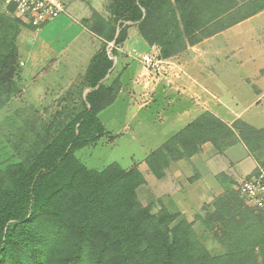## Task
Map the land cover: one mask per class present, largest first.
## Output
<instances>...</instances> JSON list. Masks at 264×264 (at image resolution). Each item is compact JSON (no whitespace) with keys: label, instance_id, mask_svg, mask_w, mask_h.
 <instances>
[{"label":"trees","instance_id":"obj_1","mask_svg":"<svg viewBox=\"0 0 264 264\" xmlns=\"http://www.w3.org/2000/svg\"><path fill=\"white\" fill-rule=\"evenodd\" d=\"M262 9L264 0H113L109 13L137 22L142 39L167 59ZM4 10L13 16L11 7ZM10 27L0 26V108L16 93L17 32L8 37ZM99 28L104 39L113 37L109 22ZM124 37L121 29L115 42ZM111 67L102 47L83 74L90 90L80 107L37 128L27 122L13 145L21 149L20 158L0 161V264H264V213L245 203L234 180L213 197L210 210L196 216L214 242L212 250L171 200H158L157 210L154 203L140 202L137 189L146 179L137 165L111 162L91 169L76 157L106 133L98 113L120 87L117 79L102 83ZM207 142L218 152L242 142L257 164L251 173L264 167V127L241 119L229 125L208 110L151 150L144 162L162 179L170 163L188 161Z\"/></svg>","mask_w":264,"mask_h":264},{"label":"crops","instance_id":"obj_2","mask_svg":"<svg viewBox=\"0 0 264 264\" xmlns=\"http://www.w3.org/2000/svg\"><path fill=\"white\" fill-rule=\"evenodd\" d=\"M63 1L65 13L38 28L25 25L15 37L19 64L15 76L16 93L12 99L20 100V112L29 111L30 118H41L40 111L29 107L28 102L46 103L41 109L44 111L59 97L58 102L62 104L52 110L51 119L57 113L69 112L77 98L81 103L90 90L82 81L83 74L90 58L102 47L112 60V67L102 83L109 85L115 79L120 82L116 98L108 107L121 95L128 105L135 95L133 92L151 87L152 80L143 67L141 70L130 68L129 56L135 47H147L143 51L146 53L154 46L142 39L137 22L110 14L113 0ZM103 21L114 28L111 39H104V35L96 31ZM121 29L125 37L116 43L115 37ZM237 54L242 56L238 60L227 58ZM220 55L225 58L222 70L233 73L236 79L219 82ZM259 56L264 60V9L189 45L181 54L165 59L166 68L160 77L162 114L163 122L167 121L171 129L164 141L204 110L229 125L241 119L255 128L264 127V61L256 62ZM80 58L87 61L82 69L76 63ZM139 64L142 66L140 58ZM71 71L76 74L68 73ZM105 109L98 113L99 119ZM256 167L242 142L223 152L216 151L207 142L188 161L181 159L170 163L162 182L172 189L168 192L170 199L185 213L184 205L179 203L187 202L181 196L182 189L198 190L201 201L210 203L214 196L223 192L229 180L240 181ZM195 198L197 213L201 215L202 202L197 196Z\"/></svg>","mask_w":264,"mask_h":264},{"label":"rangeland","instance_id":"obj_3","mask_svg":"<svg viewBox=\"0 0 264 264\" xmlns=\"http://www.w3.org/2000/svg\"><path fill=\"white\" fill-rule=\"evenodd\" d=\"M8 23L12 24V27L8 28L6 31L8 37L17 32L15 33L16 37L19 30L25 26L15 22L13 16L7 14L4 10L3 4L0 3V26L4 27ZM146 48L147 47L137 46L135 47V50L131 52L129 56L131 69H142V66L139 64V58ZM218 57L221 58V61L217 64V68L219 69V82L228 79H236L237 77L233 75V73L228 74L222 70L223 65L225 64V58L221 55ZM241 57L242 56L239 54L227 56L231 61L238 60ZM255 61L262 63L264 60L259 56ZM76 63L77 67L81 69L87 65L86 58H80L79 62ZM68 73L76 74L74 71ZM147 74H149V77L152 80L151 87L149 86L146 90L139 91L138 89L137 92H133L135 95L131 96L128 105L123 102V95H121L112 106L102 111L99 117L105 124V130L107 132L94 144L84 146L77 150L75 155L82 163L91 169H101L111 162H117L123 168L137 165L146 179V184L137 189L138 199L143 205H147L150 202L154 203V210H157L159 204L158 200L163 199L164 202L171 200L168 192H171L172 189L165 187L162 179L155 178L148 171L144 162V157L164 141L170 133L171 126L169 123H166L167 121L163 122L162 111L164 103H162V78L160 79L162 76L161 74H155L152 72H147ZM56 100L57 102L49 106L50 108L48 110L45 109L44 111H41V109H43L42 106L46 105V103L28 102L29 107H34L40 111L41 118L37 119L30 118L31 113L29 111L20 112V100H15L14 98L0 108V161L4 162L7 159L20 158L21 149H18L19 152H17L13 145L20 140L21 127L26 128L27 122L30 120L31 123L34 121V127L36 128L42 122L49 121L52 110L60 107L62 104V102H58L59 97L56 98ZM71 106V108L74 109L79 108L80 100L77 98V101L73 102ZM25 133L26 138L30 139L32 137L30 132L26 131ZM240 181L235 182L239 185ZM180 192L181 196H184V199L187 201L184 204L183 202L181 203V201L179 202L180 205H184L183 209L185 210V213L183 214L188 221L193 222L194 229L198 233L200 239L204 241L210 249L214 250L215 247L212 238L208 237L204 231V227L196 219V216L199 213H197L198 202L196 201L195 196H197L199 201L202 202V216L206 211L211 209L209 203H206L204 200L201 201V195L198 190L189 192L182 189ZM173 205L176 207L174 202ZM201 207L199 208V211H201Z\"/></svg>","mask_w":264,"mask_h":264},{"label":"built area","instance_id":"obj_4","mask_svg":"<svg viewBox=\"0 0 264 264\" xmlns=\"http://www.w3.org/2000/svg\"><path fill=\"white\" fill-rule=\"evenodd\" d=\"M5 9L12 8V15L21 24L36 28L57 18L66 11L63 0H0ZM140 61L146 72L162 74L166 68L165 59L160 57L159 47L153 46L146 53L141 54ZM239 195L245 203L255 210L264 213V167L246 175L238 185Z\"/></svg>","mask_w":264,"mask_h":264}]
</instances>
